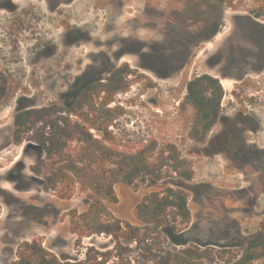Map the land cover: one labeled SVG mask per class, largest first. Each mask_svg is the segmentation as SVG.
Returning a JSON list of instances; mask_svg holds the SVG:
<instances>
[{"label": "rangeland", "instance_id": "1", "mask_svg": "<svg viewBox=\"0 0 264 264\" xmlns=\"http://www.w3.org/2000/svg\"><path fill=\"white\" fill-rule=\"evenodd\" d=\"M14 2L21 6V12H17L16 16L15 13L0 12V264H12L19 246L33 239L38 240L61 263L83 261L87 252L92 261V256H95L97 262L101 263L103 257L100 254L113 249L110 237L93 235L78 242L77 237L69 231L68 214L73 210L79 214L86 211L90 203L88 193L75 187L71 197L63 199L52 188H44L42 176L31 172V168L45 158L42 149L31 139L33 129L35 131L41 123L25 135L19 145H15L12 142L13 116L24 109L67 106L78 88L93 81L82 79L85 68H91L88 71L95 72L98 81H105L108 70L125 65L134 72L126 78L128 88L116 94L106 106L110 110V118L94 113L97 125L104 127L109 122V144L116 151L135 154L151 146L148 157L152 161L161 155L166 157V148L170 146L175 150L178 160L181 156L186 163L185 168L189 169L195 167L190 156L192 143L188 135L193 113L190 107L182 104L186 84L196 71L188 65L182 77L173 72L168 78L158 79L137 70L136 64L115 63L113 49H65L61 45V23H51L56 17L46 13L42 0ZM80 3L83 7L72 6L70 15H75L76 20L81 21L92 14V2L83 0ZM237 4L238 7L231 8V11L249 13L257 6L264 9V0L259 3L237 0ZM33 7L37 9L36 12L31 10ZM172 24L167 27V30L170 29L167 36L171 38L165 41L169 53L175 52L178 38L184 36L183 30H177ZM234 29L236 31L230 37L225 56L232 63L242 64L262 50L264 29L253 23L242 28L234 26ZM159 48L153 50L154 56L160 52ZM99 53L103 54L102 57ZM152 55V51L145 52V56L151 58ZM89 58H103L106 63L93 65ZM150 58L147 63L150 69L165 73L174 71L175 64L162 60L151 61ZM261 96V101L256 98L254 102V97L243 93L231 101L227 94L225 99L222 97L220 106L223 115L231 106L260 116L262 123L257 136L264 144V93ZM100 98L103 99V95ZM100 101L98 99L97 103ZM90 131L96 138L101 135L97 131ZM247 136L252 137L250 134ZM172 164V161H166L158 179L147 176L144 182L137 179L130 186L116 184L114 194L117 202L106 203L111 217L139 227L141 223L136 217L135 207L144 196L166 188L181 190V186L206 180L200 176L205 169L201 168V164L196 166L198 170L192 171L193 182H185L178 171H173ZM185 194L189 220L173 221L171 210L167 211L170 225L174 228L165 227L161 230L162 247L165 250L193 253V264H264L260 255L264 249V191L259 186H256L254 193L258 199L254 207H249L248 195L241 199L239 204L245 208L216 210L201 207L191 201L189 192ZM230 210L235 212L229 215L227 211ZM221 250L232 253L224 254L222 252L225 251ZM133 258L125 256L118 259L111 256L104 264H132Z\"/></svg>", "mask_w": 264, "mask_h": 264}, {"label": "flooded vegetation", "instance_id": "2", "mask_svg": "<svg viewBox=\"0 0 264 264\" xmlns=\"http://www.w3.org/2000/svg\"><path fill=\"white\" fill-rule=\"evenodd\" d=\"M42 1L46 13L56 17L51 23H61V45L65 49H113L115 63L136 64L137 70L158 79L168 78L173 72L181 76L189 65L196 71L192 79L208 76L217 80L222 94L221 101L227 94L234 101L236 95L241 96L243 93L254 97V102L256 98L261 101V94L264 93V45L262 50H258L242 64L230 62L225 53L230 37L236 31L233 30L234 26L242 28L253 23L264 29L262 7L257 6L247 13L231 11V8L238 7L237 0H84L92 2V14L80 21L76 20L75 15H70V8L83 7L80 3L83 0ZM249 1L259 3L263 0ZM31 10L36 12L37 9L33 7ZM0 12L11 15L15 13L16 16L17 12H21V6L14 0H0ZM229 13L231 16H228ZM171 23L177 30H183L184 34L178 38L174 53L167 52L165 46L166 38H171L167 36L170 32L167 27ZM157 47L161 49L154 56L153 50ZM146 51H152L151 58L145 56ZM99 55L102 57L103 54ZM149 58L151 61L162 60L175 64L174 71L165 73L150 69L147 66ZM89 59L93 65L106 63L103 58ZM89 69L85 68L82 79L93 81L86 85L99 80L95 78L96 73H90ZM115 69L122 70L125 80L134 74L127 66L118 65L108 70L105 81ZM86 85L75 91L69 104ZM257 108H260L259 105ZM222 111L220 106L218 119L204 142L191 139L190 156L195 167H189L191 178L185 182L195 180L192 171L198 170L196 166L199 164L205 168L200 176L206 180L179 188L189 192L191 201L197 206L216 210L245 208L239 203L248 195V205L254 207L258 201L254 194L256 186L264 191V144L257 136L262 119L231 106L225 110L224 115ZM179 158L182 160L181 156ZM205 192L209 194L204 195ZM234 212L227 211L229 215Z\"/></svg>", "mask_w": 264, "mask_h": 264}, {"label": "trees", "instance_id": "3", "mask_svg": "<svg viewBox=\"0 0 264 264\" xmlns=\"http://www.w3.org/2000/svg\"><path fill=\"white\" fill-rule=\"evenodd\" d=\"M127 88L122 70L115 69L106 81L86 85L68 106L24 109L14 114L12 142L15 145H19L24 136L41 123L35 131L33 129L31 139L42 149L45 158L33 166L31 172L42 176L44 188H52L63 199L70 198L75 187L88 193L90 203L86 211L79 214L73 210L68 214L70 233L77 237L78 242L93 235L110 237L113 249L100 254L103 257L101 263L95 256H92V261L88 252L83 261L61 263L33 239L19 246L12 264H104L111 256L118 259L133 256L132 264H193V253L162 247V228H174L170 225L167 211L171 210L173 221L189 220L187 195L182 190L166 188L144 196L135 207L136 217L141 223L139 227L112 218L106 207V203L117 202L114 194L116 184L130 186L137 179L144 182L147 176L158 179L166 161L173 162V171H178L181 178H191L185 161L178 160L170 146L166 148V157L161 155L152 161L148 157L151 146L135 154L119 152L110 146L109 122L104 127L98 126L94 113L110 118V110L106 106L116 94L125 92ZM185 89L182 105L190 107L193 113L188 135L202 143L218 119L221 89L217 80L208 76L190 80ZM98 99L101 100L99 104ZM90 130L101 135L96 138ZM222 253L232 252L226 250ZM260 255L264 259V249Z\"/></svg>", "mask_w": 264, "mask_h": 264}]
</instances>
